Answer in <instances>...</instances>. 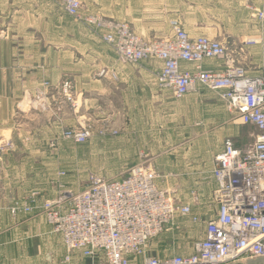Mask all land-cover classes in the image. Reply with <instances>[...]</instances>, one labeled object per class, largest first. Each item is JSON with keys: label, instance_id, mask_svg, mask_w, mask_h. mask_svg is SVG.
Returning a JSON list of instances; mask_svg holds the SVG:
<instances>
[{"label": "crops", "instance_id": "1", "mask_svg": "<svg viewBox=\"0 0 264 264\" xmlns=\"http://www.w3.org/2000/svg\"><path fill=\"white\" fill-rule=\"evenodd\" d=\"M82 1L90 13H100L104 17L115 19H133L131 21L136 29L145 34L174 33L175 29L171 22L169 27H163L150 24L144 19H181L178 20V25L187 33L196 36L218 35L216 39L238 53L241 64L250 75H264V22L259 21L256 12V9L262 7L264 0ZM8 3L9 0H0V11H6ZM192 17L194 21L188 20ZM249 38H257L254 45L247 44L246 40ZM88 43L83 44L85 52L91 49L98 57L99 65L100 62L105 65L107 61L108 65L111 64L116 69L119 77H89L87 73L88 77H42L40 63L32 65L37 72L35 77H11V65L6 51L1 48L2 134L12 139L15 105L42 91L43 81L59 84L72 80L76 85V94L84 99V104L88 97H93L92 102L99 108L101 101H106L107 110L111 108L116 118L117 125L113 128L119 130V134L113 139L115 169L120 172L127 166L146 159L152 169L155 167V171L157 169L172 179L177 205H189L192 213L200 219L193 222L190 217L177 214L173 223L166 224L165 229L150 241L148 254L161 258L175 254L191 255L195 252L196 243L206 237L207 222L216 217L219 211L216 200L219 183L213 172L218 165V156L224 151L225 141L232 139L236 147L245 148V145L238 143L239 129L235 131L236 122L228 115H224L221 120L217 117H203L198 99L209 98L207 101L212 104L211 95L220 98L217 92L201 88L178 97L172 91L162 88L157 79L162 67L160 61L148 59L137 65L118 63L116 57L111 59L105 54L102 41L92 47ZM39 50V46L34 45L33 59L36 60L37 56L41 62V56L37 55ZM81 58L88 59L84 52ZM182 66L191 67L187 63H182ZM222 66L216 60L204 62L207 69L218 70ZM90 82L98 86L97 93L90 94ZM57 94L60 95V92ZM196 105L200 106V111ZM87 109L83 105L78 116L83 126L89 121ZM71 110L73 111L72 108ZM237 121L248 129L241 133L240 141L246 143L248 137L255 140L258 129L244 124L240 118ZM73 122L71 112L60 120L61 125H72ZM251 127L254 131L250 134ZM159 138L161 141H158ZM12 142L13 148L3 154L0 160V241L3 264H92V259L82 252L65 247L62 237L52 232L53 225L41 208H34L29 213H11V207L16 202L21 204L33 190L39 191L36 207L47 198H56L61 192L60 185L50 180L52 173L49 174L50 177H45L30 166V161L33 160L27 162L25 150L21 149V141L19 143L17 139H12ZM55 176L56 173L53 172V178ZM42 177L44 180H40ZM35 180L40 182L35 183ZM64 183L69 185L67 180ZM82 189L71 186L66 190L77 193ZM143 262L144 257H138L132 264ZM241 262L231 264H264V259L247 257Z\"/></svg>", "mask_w": 264, "mask_h": 264}, {"label": "built area", "instance_id": "2", "mask_svg": "<svg viewBox=\"0 0 264 264\" xmlns=\"http://www.w3.org/2000/svg\"><path fill=\"white\" fill-rule=\"evenodd\" d=\"M60 2L70 14L79 15L78 0ZM256 12L264 22V3ZM83 18L89 25L114 32V36L110 31L102 37L127 61L158 58L162 67L157 79L162 88L178 97L201 88L217 92L244 124L253 125L259 133L245 148L236 147L232 139L225 141L213 172L219 183V211L207 222L206 237L196 243L193 254L163 258L148 254L150 241L166 224H172L177 214L193 222L200 219L189 205H177L157 185L156 171L144 165L132 167L120 179L92 177L82 191L37 206L44 208L65 247L82 252L92 264H132L138 257H144L143 264H231L247 257L264 259V75H250L238 53L220 40L193 37L178 24L171 38L144 41L121 23L87 13ZM206 60L220 61L222 69L205 68ZM182 63L191 67L183 68ZM90 134L74 132L69 137L85 142ZM2 141L0 138V153L7 148ZM36 202L19 205L13 212H31Z\"/></svg>", "mask_w": 264, "mask_h": 264}, {"label": "rangeland", "instance_id": "3", "mask_svg": "<svg viewBox=\"0 0 264 264\" xmlns=\"http://www.w3.org/2000/svg\"><path fill=\"white\" fill-rule=\"evenodd\" d=\"M78 1L81 4L79 15H72L66 10L60 0H9L7 4L9 8L5 9L6 11H0V51L1 48L6 51L9 64L11 65V77H35L37 72L32 65L37 66L39 63L41 64L42 77H53L54 75L56 77H88L86 73L89 74V77H119L116 74V69L111 64L108 65L107 61L105 65L101 62L99 65L98 57L91 49L87 53L85 52L84 47L85 43H88L87 41H89L90 47L102 41L105 45V54L111 59L113 56L114 58L116 57L118 63L137 65L148 59L158 60V58L153 56L146 59L143 58L137 62L127 61L117 48L114 49L112 45L103 39L102 35L108 31V28H96L93 23L91 25L87 24L86 19L83 18L85 13L95 15V17H100L111 23L126 25L144 41L164 40L174 35L171 31L156 34L142 33L133 25L134 23L131 21L133 19H115L104 17L100 13H90L84 2L82 0ZM144 20L150 24L169 27L170 22L175 25L181 19L151 18ZM188 20L194 21L193 17ZM109 35L114 36V32L111 31ZM191 36L195 37L196 35L191 34ZM206 36L215 37V39L219 37L218 35ZM256 39L249 38L246 42L254 45ZM34 45L40 48L37 55L41 56V62L37 56L36 60L33 59ZM83 52L88 58L87 60L81 58ZM35 53H37V48ZM249 58L247 59L249 60ZM42 83L44 89L39 91L36 96L28 97L25 101L21 100L22 102L19 104L17 102L12 120V139L15 141L17 139L19 143L21 141V149L25 150L27 162L32 159L33 161H30L31 167L33 166L34 169L41 172L42 176H52L50 180L53 183H58L61 187V192L58 193L56 198H47L41 202V205L60 199V195L73 193L66 190L71 188V186L81 190L82 187L84 188L89 183L92 177L120 179L124 178L134 166L144 165L152 168L149 163H146L147 160L144 159L138 164L127 166L120 172L115 169L113 139L115 135L119 134V130L113 128L115 124L117 125L116 118L111 108H109V111L107 110L108 103H105L106 101L95 99L101 101L99 108L92 102L94 98L88 97L84 104V99L81 96H77L76 85L72 80L59 84L50 81H43ZM97 89L98 86H94L90 82V94H95ZM55 91L57 93L60 92V95L55 93ZM211 96L213 97L210 98L213 99L211 101L212 104L208 103L207 99L209 98L201 97L198 99L201 104L203 117H217L219 120L224 115L232 117L234 122H236L235 131L239 129L238 143L245 145V147L251 145L254 141L251 137H248L246 143L240 141L241 133L244 130L248 131L246 125L238 123L237 119L239 117L236 113H232L226 101H222L221 97L222 100L218 96ZM83 105L86 106V109L89 107L87 109L89 121H86L84 126L79 120L80 118H78L82 112ZM196 107L200 111V106L196 105ZM69 112L72 114L73 124L61 125L60 120L66 118ZM214 119L217 120L216 118ZM104 123H107V126L103 127ZM253 131L251 127L249 130L250 134ZM74 132H89L91 137L85 142H77L73 137H69ZM3 134L0 129V138H2V142L7 147L3 153H0V160L3 154L14 146L12 139H8L10 136L5 135L8 137L6 138ZM158 141H161V139L159 138ZM53 172L56 173L55 178H53ZM50 173L52 175L49 176ZM156 173L158 175L156 179L157 185L174 199L176 191L171 185L172 179L163 175L157 169ZM40 180H44V177ZM40 180H35V183H39ZM66 180L69 185L64 183ZM38 192L33 190L21 204L16 202L11 207V213L16 214L23 211L13 212V209L19 205L25 207L29 201L32 203L35 199L38 201ZM41 210L44 213V208ZM23 212L29 213L25 210ZM52 232L55 233L53 227ZM1 247L2 243L0 241V255Z\"/></svg>", "mask_w": 264, "mask_h": 264}]
</instances>
